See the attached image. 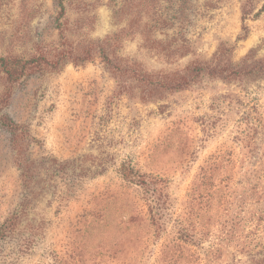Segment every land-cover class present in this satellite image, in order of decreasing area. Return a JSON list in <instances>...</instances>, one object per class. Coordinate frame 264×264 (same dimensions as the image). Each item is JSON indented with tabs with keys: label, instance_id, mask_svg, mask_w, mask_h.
Wrapping results in <instances>:
<instances>
[{
	"label": "rangeland",
	"instance_id": "1",
	"mask_svg": "<svg viewBox=\"0 0 264 264\" xmlns=\"http://www.w3.org/2000/svg\"><path fill=\"white\" fill-rule=\"evenodd\" d=\"M63 4L0 0V56L42 63L0 75V224L17 214L0 264H254L264 0ZM9 122L28 135L26 182ZM123 166L163 190L161 226Z\"/></svg>",
	"mask_w": 264,
	"mask_h": 264
},
{
	"label": "trees",
	"instance_id": "2",
	"mask_svg": "<svg viewBox=\"0 0 264 264\" xmlns=\"http://www.w3.org/2000/svg\"><path fill=\"white\" fill-rule=\"evenodd\" d=\"M60 7L64 9L63 0H59ZM37 59L35 58H29L24 59L22 57L18 56H0V75H3L5 79L8 82H16L20 80L25 73V70L28 66H42L41 62L35 61ZM208 73L209 74H217L219 71H216L215 66H208ZM197 70L200 69V67H196ZM229 74H238V71H230ZM264 76V71H263ZM182 77L176 78L175 81L172 83L173 89H179L187 84L186 81H183ZM11 131V133L14 135V149H16L18 152V157L16 156L15 162L17 163L18 167L23 169L22 172L23 180H25V170L27 166L24 164V155L23 151L26 144L27 139V133L25 129L20 128L18 125L14 124L13 122H9L8 124H5ZM22 153V155H21ZM122 169V176L124 178H127L128 180H134L139 185L143 187L144 192L146 193V197L150 200L149 202L152 203V212L154 210L153 219L158 223V226L162 225V211L164 210V206L166 204L165 199L163 198V190L161 188L157 187V184L155 181L148 180L147 178L140 176V175H133L137 176V179L131 177L130 173L131 171L125 166ZM28 169V168H27ZM17 214L14 216L8 217L3 223L0 224V240L5 239L6 237H11L14 234L16 223H17ZM178 225L181 226L180 229H178V232L183 236L185 239L189 238L190 241H195V234L188 232L187 229L184 228V222L181 220L178 222ZM254 264H264V256L254 261Z\"/></svg>",
	"mask_w": 264,
	"mask_h": 264
}]
</instances>
